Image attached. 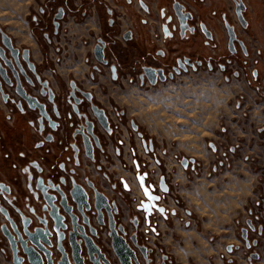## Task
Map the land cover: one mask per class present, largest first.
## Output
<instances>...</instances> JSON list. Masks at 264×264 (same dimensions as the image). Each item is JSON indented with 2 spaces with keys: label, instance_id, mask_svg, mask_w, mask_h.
<instances>
[{
  "label": "flooded vegetation",
  "instance_id": "1",
  "mask_svg": "<svg viewBox=\"0 0 264 264\" xmlns=\"http://www.w3.org/2000/svg\"><path fill=\"white\" fill-rule=\"evenodd\" d=\"M126 1L128 8L133 5L139 12H149L147 4L151 0ZM229 1L231 5L224 7L219 18L213 22L212 29H208L206 24L200 20V16L191 10L190 0L168 1L164 7L166 13L161 16V32L152 31L148 22L143 21V25L149 27V34L153 42L151 51L144 53L132 49L134 53L131 58L124 50H121L120 54L113 51L118 44L117 38L120 37L125 41L130 40L131 31L121 34V23L124 16L117 15L107 9L103 0L90 1L89 7L102 10V15L99 16L102 36L98 37L93 45L92 58L95 65L91 66L90 80L95 81L97 75L105 72L112 84H120L127 80L130 84L141 88L153 89L172 83L177 78L190 73L213 74L217 72L222 84L228 85L233 81L240 80L246 85H256L255 91L261 99H264V77H261V73L257 69L259 57L249 53L246 44L238 34L239 30L245 32L248 30L251 9L247 6L246 1L242 0L246 6L244 19L247 22L246 28H243L235 14L236 0ZM49 5L51 6L49 7ZM174 7L182 15L187 13L191 15V20L186 19L183 29H181L182 24L176 16ZM59 9L62 10L63 15L62 19L57 20L55 17ZM132 11L130 12L132 13ZM67 12L69 10L65 11L64 6H59L54 0H50L48 4L40 7L39 11L30 17V22L39 36L50 41L53 36L58 35L60 24L69 14ZM133 14L135 19L138 18L134 11ZM83 15L85 16L82 14L77 18L79 19ZM46 24L50 26V33L44 32ZM201 25L208 37L202 32ZM226 25L236 34L233 52L228 49ZM223 31L226 40L222 38ZM3 35L9 40L11 47L17 50L22 71L20 73L15 67L19 87L9 70H7L5 78H0V111L3 113V121L8 129L6 134L9 139L13 138L12 132L9 130L15 128V115H19L36 138L33 147L36 154L23 147V151L15 157L12 154L11 146H9L6 147L8 154L5 156L7 157H2L1 148L6 137L0 127V264H13V249L16 250L17 247L15 248L14 242L11 245V241H16L15 233L23 240L26 238L24 232L31 229H37L41 236L48 241L52 264H58L63 258H66L69 264H74L73 248L68 239L69 233L72 231L71 223L67 219L62 222L66 227L65 230L54 223L51 216L56 218L63 214L55 210L53 202V208H49L46 201L57 198L59 193L68 195L73 184L86 186L87 182L93 184L96 191L108 199L110 205L109 213L101 212L100 224L92 216L91 227L94 229V235H91L87 229L85 232L86 237L90 238V243L109 264H121L111 246V223L116 235L124 240L126 251L131 253L128 255L130 264H179L160 248L163 238L159 228L160 221L167 222L174 215V212H169L165 207L170 192L168 185L172 177L170 170L159 163L161 176L156 180L149 163L141 158L139 150L134 146H131L129 150L130 168L122 165L128 179L121 178L112 183L111 176L99 163V160L102 159L105 164L109 165L106 149L111 139H114L118 145L114 148L115 156L121 157L118 132L125 111L116 106H112L109 111L95 99L92 92L83 89L74 80L69 81L67 87L64 88L54 77L56 86H52L50 81L42 77L36 64L31 60L29 49L15 47L11 37L1 26L0 47L4 49L1 43ZM199 36L205 40L204 49H199L194 42L195 38ZM98 40L104 43L105 64L97 62L94 57V48L98 44ZM166 40H173L176 43L171 46L166 45L164 44ZM240 42L243 44L242 46L239 44ZM24 51L28 53L27 62L21 58ZM5 55L7 59H10L9 51H6ZM112 68H114L113 72ZM145 69L153 71L152 80L154 83H151L147 78ZM50 72L55 76L54 70H50ZM158 72L163 76V80ZM19 91L24 94L22 95ZM31 99L36 101L37 106L35 102L30 101ZM233 102L238 108L244 109V117L249 116L250 111L246 109L242 95L234 96ZM93 108L103 112L107 120L106 128L98 120ZM126 123L128 129L141 142L144 153L156 164L157 147L153 140L145 138L133 120ZM85 145L90 149L91 157L88 156ZM210 148L214 149V146L210 145ZM57 154L64 156L59 163L54 160ZM183 158L177 159V163L181 167L180 161ZM194 164L193 160L192 163H188L186 168H182L186 170ZM90 166L100 175L103 185L100 180L90 177L88 172ZM259 173L262 176V194L256 204L246 207L245 220L236 222L239 244L226 247L225 251L230 257H222L223 264H239L235 258L238 252L241 253L246 264H264V169H261ZM140 177H143L144 188H152V194L160 198V202L156 205L164 210L163 213H159L157 209L151 207L148 211L144 208L138 210L141 203L145 201L144 192L138 181ZM161 177H164L168 187L167 194L161 193L159 190L158 185ZM132 181L138 188L140 201H138V195L131 188ZM67 202L72 205L69 199ZM187 226L185 225V227ZM80 240L79 237H76V241ZM76 241L73 244L78 247L81 264H92L83 242L77 243ZM12 246H14L13 249ZM94 258L97 256L94 255ZM97 260L101 263V260Z\"/></svg>",
  "mask_w": 264,
  "mask_h": 264
},
{
  "label": "crops",
  "instance_id": "2",
  "mask_svg": "<svg viewBox=\"0 0 264 264\" xmlns=\"http://www.w3.org/2000/svg\"><path fill=\"white\" fill-rule=\"evenodd\" d=\"M49 1L0 0V26L11 37L15 47L29 49L31 60L52 86H56L54 77L64 88L74 80L83 89L92 92L109 111L112 106L125 111L118 132L121 157L115 156L114 148L118 145L111 139L106 149L109 165L99 160L111 176L112 183L121 178L128 179L122 165L130 168L131 146L136 147L141 158L149 163L156 180L161 176L159 163L170 170V192L165 207L174 215L167 222L160 221L163 235L160 248L179 264H223L222 257H230L226 247L239 244L236 222L245 220L246 207L256 204L263 191L259 171L264 169V99L255 91L256 85H246L240 80L222 84L220 76H211L207 72L190 73L153 89L141 88L127 80L112 84L105 72L92 81L91 66L95 65L92 49L96 39L102 36L99 24L102 10L89 7L88 3L92 0H54L59 6H64L65 11L68 9L69 14L60 24L58 35L48 41L37 34L30 17ZM103 1L107 9L124 16L121 34L131 31L130 40L117 38L118 44L113 51L120 54L124 50L129 58L134 49L150 52L153 42L148 25L152 31L161 32V16L166 13L164 7L171 0H151L147 4L148 13L139 12L133 5L128 8L126 0ZM249 1L251 16L248 18V30H239L238 34L249 53L259 57L257 69L264 77V0ZM13 3L18 6L15 4L16 7H13ZM230 5L229 0L189 2L191 10L200 16L208 29L213 28V22L219 18L224 7ZM132 10L138 18L135 19ZM82 14L85 16L78 19ZM144 20L148 25H143ZM44 32H51L49 25L46 24ZM222 38L226 40L224 31ZM194 42L199 49L205 48L202 37H196ZM175 43L173 40L164 42L170 46ZM50 70L55 71V76ZM236 95L244 97L249 116L244 117V109L234 105L233 97ZM129 120L138 125L145 138L153 140L157 147L156 164L144 153L141 142L128 129L126 122ZM14 126L13 130H9L13 138L9 139L0 111V127L6 137L1 156L7 157L6 147L9 146L15 157L23 151V147L36 154L33 150L36 138L17 114ZM63 157L57 154L54 160L59 163ZM183 157L193 159L195 164L183 169L177 163V159ZM228 166H237L240 173L233 174ZM88 172L92 179L100 180L103 185L102 178L92 166ZM131 188L140 201L133 181ZM120 206L123 208L121 203ZM235 258L239 264H246L241 253H236Z\"/></svg>",
  "mask_w": 264,
  "mask_h": 264
},
{
  "label": "water",
  "instance_id": "3",
  "mask_svg": "<svg viewBox=\"0 0 264 264\" xmlns=\"http://www.w3.org/2000/svg\"><path fill=\"white\" fill-rule=\"evenodd\" d=\"M176 16L179 18L181 22V29L184 28L186 19L191 20L190 14L182 15L176 7H174ZM246 13V6L244 5L242 0H236L235 4V14L237 16V20L240 23V25L243 28H246L247 22L244 19V14ZM63 12L61 9L58 10V14L56 15V19L60 20L62 19ZM227 29V35H228V49L230 52H233L234 47V41H236V34L226 25ZM201 30L203 33L207 34L204 27L201 25ZM208 37V34L206 35ZM126 38V37H125ZM1 43L4 49L0 47V78H5L7 70H9L12 73L13 78L16 80V83L19 87V79L18 74L15 71V67L22 73L21 67L19 65L18 61V52L17 50H14L11 47V44L9 40L3 35L1 38ZM98 44L94 48V57L97 62L105 64L106 61L104 60V53H103V47L104 43L101 40H98ZM241 46L243 45L241 42L239 43ZM9 51L10 59H7L5 52ZM27 51H24L22 54V59L27 62L28 56ZM114 71V68H112V72ZM145 73L147 78L150 80L151 83H154L152 78L154 77L153 71L149 69H145ZM161 80H163V76L160 72ZM113 78L115 76L113 75ZM22 95L24 94L22 91ZM87 98L89 96L87 95ZM30 101H33L36 103L34 99H31ZM29 101V102H30ZM37 106V103H36ZM40 109H42L41 106H39ZM93 111L95 115L97 116L98 120L102 124L104 128L107 127V120L104 117V114L102 111H98L96 108H93ZM43 114V113H42ZM87 145V144H86ZM85 145V150L87 151V154L89 157H91L90 149H88ZM88 146V145H87ZM212 147V146H211ZM193 160H188L183 158L180 163L182 167L186 168L188 163H192ZM140 187L142 188L144 192V198L145 201L141 203V206L138 208V210H141L142 208L145 209V205H147L146 211H148L151 208L157 209L159 213H163L160 210L162 208L157 207V203L160 202V198L156 195L152 194V188L147 189L148 192L152 197H155L157 199L149 200L147 196H145V189L144 188V181H143V187L141 186V180L138 178ZM159 190L161 193L167 194L168 193V187L165 184L164 177H161L159 180ZM166 189V190H165ZM59 193V192H58ZM72 203V205H69L67 200ZM55 204H53V203ZM46 205L50 208H53V205L56 207L55 210L57 212L60 211L63 215H58L55 217L51 216L54 220V223L58 224L59 227L62 230H65L66 227L62 224V222L67 219L71 223V232L69 233V242L72 244V259L74 264H81V259L78 256V247L73 244L74 241H76V237H79L81 240L76 241L77 243L84 244V247L87 248L89 260L92 264H109L103 257V255L100 254V252L94 247L93 244L90 243V238L86 237V229L88 232H90L91 235H94V229L91 227L92 223V216H94V220L100 224V215L101 212L109 213L110 205L108 203V199L104 197L102 194L98 193L96 189L93 187V184L87 182L86 186L73 184L72 188L69 190L68 195L64 193H59L58 197L54 198L52 201L47 200ZM113 206V204H111ZM163 210V209H162ZM164 211V210H163ZM55 229V228H54ZM110 229L112 231L111 237H112V249L115 252L116 256L120 260L121 264H130V261L128 259V255H130V252L126 251V245L124 243V240L121 239L116 235V232L113 231V225L110 224ZM93 231V232H92ZM26 235V238L23 240L19 238L17 233H15L16 241L14 242L16 250H14V246H12L13 249V264H52L50 261V252L48 251L50 245L46 238L41 236L39 231L37 229H31L29 231L24 232ZM62 235V233H60ZM49 236V235H48ZM63 236V235H62ZM89 241V243H88ZM93 255V257H92ZM94 255L97 256V258H94ZM94 258V259H93ZM101 260V263L97 260ZM58 264H69V262L66 260V258H63L61 262Z\"/></svg>",
  "mask_w": 264,
  "mask_h": 264
},
{
  "label": "rangeland",
  "instance_id": "4",
  "mask_svg": "<svg viewBox=\"0 0 264 264\" xmlns=\"http://www.w3.org/2000/svg\"><path fill=\"white\" fill-rule=\"evenodd\" d=\"M246 1V3H247V6H249L248 4H250L249 2V0H245ZM250 7V6H249ZM211 76H220V75H218V73L216 72V73H213V74H211ZM208 135L206 134V137H207ZM227 168H229L231 171L230 172H232L233 174H239L240 173V171H239V169H238V167L237 166H228ZM227 171H228V169H227ZM226 171V172H227Z\"/></svg>",
  "mask_w": 264,
  "mask_h": 264
},
{
  "label": "snow or ice",
  "instance_id": "5",
  "mask_svg": "<svg viewBox=\"0 0 264 264\" xmlns=\"http://www.w3.org/2000/svg\"><path fill=\"white\" fill-rule=\"evenodd\" d=\"M139 179L141 180V186L143 187V177H140ZM165 190H166V189H165ZM145 196H147L149 200L157 199V198H155V197H152V196L150 195V193L148 192L147 189H145ZM147 207H148V206L145 205V209H147ZM160 211L163 212L162 209H161Z\"/></svg>",
  "mask_w": 264,
  "mask_h": 264
},
{
  "label": "bare ground",
  "instance_id": "6",
  "mask_svg": "<svg viewBox=\"0 0 264 264\" xmlns=\"http://www.w3.org/2000/svg\"><path fill=\"white\" fill-rule=\"evenodd\" d=\"M11 1V0H10ZM25 2V1H24ZM10 3V2H9ZM14 4V6L13 7H16V5L18 6V4H16V3H13ZM16 4V5H15ZM19 10V9H18ZM210 100V99H209ZM200 102V101H199ZM199 108V107H198ZM201 123V122H200Z\"/></svg>",
  "mask_w": 264,
  "mask_h": 264
}]
</instances>
